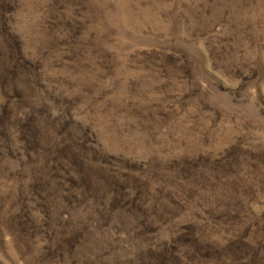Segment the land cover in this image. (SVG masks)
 <instances>
[{"label":"rangeland","instance_id":"1","mask_svg":"<svg viewBox=\"0 0 264 264\" xmlns=\"http://www.w3.org/2000/svg\"><path fill=\"white\" fill-rule=\"evenodd\" d=\"M0 264H264V0H0Z\"/></svg>","mask_w":264,"mask_h":264}]
</instances>
